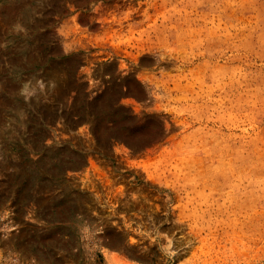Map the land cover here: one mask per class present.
I'll return each mask as SVG.
<instances>
[{
	"label": "rangeland",
	"instance_id": "rangeland-1",
	"mask_svg": "<svg viewBox=\"0 0 264 264\" xmlns=\"http://www.w3.org/2000/svg\"><path fill=\"white\" fill-rule=\"evenodd\" d=\"M1 213L37 264H264V0H0Z\"/></svg>",
	"mask_w": 264,
	"mask_h": 264
},
{
	"label": "built area",
	"instance_id": "built-area-1",
	"mask_svg": "<svg viewBox=\"0 0 264 264\" xmlns=\"http://www.w3.org/2000/svg\"><path fill=\"white\" fill-rule=\"evenodd\" d=\"M15 229L10 213L0 214V264H37L31 256L22 255L3 246L4 240L11 236Z\"/></svg>",
	"mask_w": 264,
	"mask_h": 264
}]
</instances>
